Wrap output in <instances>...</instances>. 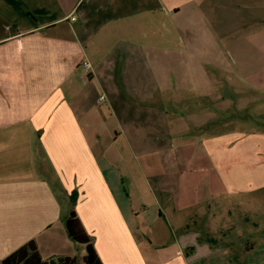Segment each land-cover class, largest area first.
Returning a JSON list of instances; mask_svg holds the SVG:
<instances>
[{
    "label": "crops",
    "instance_id": "crops-1",
    "mask_svg": "<svg viewBox=\"0 0 264 264\" xmlns=\"http://www.w3.org/2000/svg\"><path fill=\"white\" fill-rule=\"evenodd\" d=\"M259 100L264 0H0V264L83 262L73 209L103 264H264L231 203L264 190V131L232 127Z\"/></svg>",
    "mask_w": 264,
    "mask_h": 264
},
{
    "label": "rangeland",
    "instance_id": "rangeland-1",
    "mask_svg": "<svg viewBox=\"0 0 264 264\" xmlns=\"http://www.w3.org/2000/svg\"><path fill=\"white\" fill-rule=\"evenodd\" d=\"M243 1V0H241ZM238 2L233 4L234 11L242 8H250V6L240 5ZM243 19L247 20L244 16L248 13V10H243ZM250 12V11H249ZM240 21L239 19L234 22ZM262 23V22H261ZM260 23V25H261ZM241 32L234 33L236 36L240 35ZM233 116V130L253 132V131H264V101L259 100L250 103L248 106H241L240 102H235L232 109ZM259 194L233 197L231 198L232 207V219L233 222H239L242 219H249L255 224L264 226V190L259 191ZM228 201V200H227ZM242 232V231H241ZM247 232V231H246ZM248 233L255 239H258L260 235L253 228L248 229ZM229 241V240H228ZM233 244L235 240L230 239ZM236 248V247H235ZM235 256V255H234ZM236 257V256H235ZM248 259V256H247ZM234 262V261H232ZM78 264H84L78 262ZM249 264V259H248Z\"/></svg>",
    "mask_w": 264,
    "mask_h": 264
},
{
    "label": "trees",
    "instance_id": "trees-1",
    "mask_svg": "<svg viewBox=\"0 0 264 264\" xmlns=\"http://www.w3.org/2000/svg\"><path fill=\"white\" fill-rule=\"evenodd\" d=\"M76 194L72 196V204L75 205ZM65 227L70 239L79 244L86 245V254L83 258L84 264H103L100 260L92 239L84 231L79 219L77 218L76 212L73 209L69 216L64 220ZM207 241L212 248H216L214 245V238H200L199 241ZM255 245H247L243 258L239 259L234 256H230V260L234 261L236 264H248L247 256L253 251ZM1 264H78V259L76 257H61L57 261H43L38 253L37 246L34 242H29L16 252L8 256L2 261Z\"/></svg>",
    "mask_w": 264,
    "mask_h": 264
},
{
    "label": "built area",
    "instance_id": "built-area-1",
    "mask_svg": "<svg viewBox=\"0 0 264 264\" xmlns=\"http://www.w3.org/2000/svg\"><path fill=\"white\" fill-rule=\"evenodd\" d=\"M72 20H75V18H72ZM84 66H85L86 68H90V64H88V63H85Z\"/></svg>",
    "mask_w": 264,
    "mask_h": 264
}]
</instances>
